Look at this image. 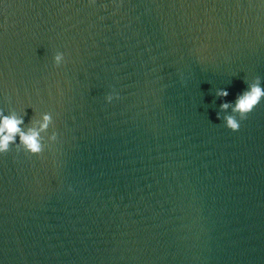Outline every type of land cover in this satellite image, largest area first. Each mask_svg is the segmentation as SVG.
<instances>
[{"label":"water","instance_id":"1","mask_svg":"<svg viewBox=\"0 0 264 264\" xmlns=\"http://www.w3.org/2000/svg\"><path fill=\"white\" fill-rule=\"evenodd\" d=\"M257 77L264 0H0V264H264Z\"/></svg>","mask_w":264,"mask_h":264},{"label":"clouds","instance_id":"2","mask_svg":"<svg viewBox=\"0 0 264 264\" xmlns=\"http://www.w3.org/2000/svg\"><path fill=\"white\" fill-rule=\"evenodd\" d=\"M63 54L56 56V61L59 63ZM220 97L228 96L226 89H218L217 93ZM264 98V87L261 86L260 78L257 77L254 82L248 84V87L238 94L234 102L225 101L222 102L221 109L227 110L231 108L232 114H226L223 117L224 124L227 128L237 131L240 128V122L237 119L236 114L240 119H245L247 114L250 113ZM107 99L110 101L112 96L109 95ZM51 116L45 114L43 117V123L40 125V130L48 128ZM23 123V118H18L16 115H4L0 113V153L7 152L11 144L16 143V137L19 136V143L23 145V148L32 154H39L43 151L44 145L41 140L40 130L29 129L24 131L20 125ZM52 140L56 139V133H53Z\"/></svg>","mask_w":264,"mask_h":264}]
</instances>
